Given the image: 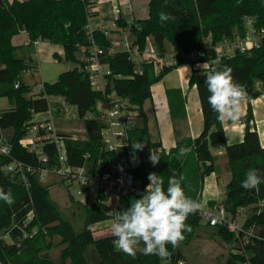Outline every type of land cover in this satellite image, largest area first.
<instances>
[{
    "label": "trees",
    "instance_id": "obj_1",
    "mask_svg": "<svg viewBox=\"0 0 264 264\" xmlns=\"http://www.w3.org/2000/svg\"><path fill=\"white\" fill-rule=\"evenodd\" d=\"M89 6V0H0V97H7L14 106L9 110L0 111V131L13 129V136L9 140L12 159L39 165L38 156L27 151L20 141L27 134V126L34 124L33 115L48 110V98L52 96L62 97L67 104L77 107L79 118L83 121L84 134L88 138L84 145L72 139L65 140L72 165L83 164L87 152L95 164L103 162L101 171L108 170L107 164L116 159V154L103 149L100 122L96 116V105L103 98V94L92 89L87 75L80 69L84 64L78 58L80 47L90 44L87 34ZM162 11L172 13L175 20L160 22L159 13ZM247 16L255 18L257 29H264V2L167 0L165 5L164 0H151L148 17L133 23L131 31L136 34L141 46L150 38L161 53H165L167 45H170L177 57L180 53L203 50L205 41L210 38L212 56L205 58V62H209L208 66L211 67L213 61L217 60L214 49L219 43L225 38L245 35L244 21ZM117 25L120 29L128 27L120 14ZM22 31L28 33L30 44L43 40L62 45L65 59L78 64L74 69L61 73L56 82L44 83V89L36 96L30 95V88L22 81V75L32 68V59L22 53L24 48L15 46L12 42L13 37ZM93 39L105 52L113 42V38L100 29L93 31ZM32 46L26 49L32 52ZM177 60L175 67L164 68L158 74L153 63H145L143 72L135 74L134 63L125 53L103 59L115 75L123 76L113 80V88L138 106L137 123L129 132L130 150L136 158V163L130 162L125 156L126 152H123L125 168L145 181L150 173L160 175L165 190L168 178L174 170L178 177L181 174L185 177L182 183L186 195L196 200L202 196L206 177L218 169L211 146L224 145V157L227 159L231 179L225 187L226 196L222 204L231 219H237L242 210L250 209V215L245 219L244 225L256 226L262 238H252L244 244L243 240L227 228L210 226L203 223L197 214H191L185 222L191 226L190 232L183 233L185 239L175 249L170 244L167 245L172 252L169 259L143 255V244L138 246L137 255L133 258L117 249L113 235L95 238L92 227L116 217L119 211L130 206L132 200L139 199L137 194L119 197L115 207L109 204L110 196L105 193L99 194L91 205L80 203L84 221L82 227L76 228L71 220L65 218L63 210L52 200L49 188L40 183L37 174L29 175L30 185L27 188L20 176L4 170L11 158L0 157V187L5 191L11 189L14 198L12 205L0 200V231L16 224V228L11 232L14 239L23 236V232L32 234L37 231L34 237L24 239L20 245L1 240V264H178L184 257L182 246L208 230L225 242L233 244L235 251L226 264H243L246 260L252 264H264V209L259 211V203L264 200V184L260 185L259 192L245 190L240 186L248 169L256 168L264 174V148L254 125L251 104L263 92L258 85H264V36L260 47L219 59L221 67L227 65L232 68L234 82L244 85L250 97L244 138L239 143L228 144L222 121L217 119V114L208 104L210 93L205 85L207 72H203L201 68L193 71L189 86L198 90L204 120L202 133L192 138L184 136L176 129L177 144L168 153L159 150V142H152L144 106L152 98V86L186 63L182 57ZM16 83H20L18 88ZM166 95L173 123L186 119V96L182 90L169 88ZM63 134L66 137L72 136L71 133ZM139 141L145 146L142 150H134L132 143ZM180 147H188L192 151L177 159ZM151 149L158 151L161 156L157 165H153L149 160ZM43 153L53 164L56 157L55 147L46 145L43 147ZM214 204L215 201L211 202L210 206ZM30 212L33 213V218L27 222ZM56 237L61 238L57 245L62 247L58 261L50 256V251L55 248Z\"/></svg>",
    "mask_w": 264,
    "mask_h": 264
},
{
    "label": "built area",
    "instance_id": "obj_2",
    "mask_svg": "<svg viewBox=\"0 0 264 264\" xmlns=\"http://www.w3.org/2000/svg\"><path fill=\"white\" fill-rule=\"evenodd\" d=\"M89 24L87 26V34L90 39L88 46H81L80 51L83 52V66L81 70L87 75L91 87L95 91H100L103 98L96 105V116L100 122V136L103 144V149L109 153L117 155L113 162L107 164L108 170H100L103 165L102 161L95 164L90 160V153L84 155L85 161L81 165H72L70 162L68 149L65 144L66 139H72L80 145L87 143L88 138L83 133L81 135H72L71 137L64 136L58 129V114L62 109L59 105H54L49 102V108L45 114V119L41 122L27 126V134L20 141L21 145L29 152L35 153L38 156L39 165L27 164L23 161L11 158V144L7 137L0 131V157L11 158V161L5 165L4 170L13 175H18L29 188V175L37 174L39 180L46 179L47 175H57L68 184H76L79 186L84 199L89 198V193L94 191L99 194L105 193L110 196H115L117 199L122 196H128L135 193L140 198L141 194L149 183L141 176L137 177L132 171L125 168V162L122 156L126 152V157L130 162L136 163V158L130 150L129 132L136 125L138 118V106L133 104L128 97L120 95L113 88V80L121 79L123 76L115 75L103 59L107 56L113 57L118 53H125L129 60L134 63L135 74L143 72L145 63H153L156 70L160 72L164 68H173L177 65V59L182 57L186 63L204 64L205 58L212 56V48L210 53L206 48L191 53H180L177 57L173 52L161 53L157 46L150 38H147L145 44L141 46L138 43V37L131 31V25L118 31L120 37L113 38L111 46L104 51L93 39V31L95 29L102 30L106 35H110V31L106 28L92 26L94 15L97 12V0H89ZM118 6L117 11L134 10L132 0H116ZM132 20V19H131ZM133 21V20H132ZM131 21V22H132ZM129 22V24H131ZM116 25V24H115ZM244 25L246 32L244 36L236 35L233 38H225L219 43L214 51L217 59L223 56H232L237 52L246 53L255 48L260 47L264 36V29L255 27V18L245 17ZM38 41L35 42L37 44ZM219 49V50H218ZM20 83H16V88ZM261 88L260 85H258ZM44 89V88H43ZM42 89V90H43ZM240 124L243 122L239 121ZM84 132V130L82 131ZM53 145L55 147L56 157L53 164L49 161L47 155L43 153V147ZM200 208L195 213L201 217L202 222L210 226H222L235 234L237 238L247 244L250 239H261V234L258 233L256 226L251 225L245 227L244 221L239 224L236 219H231L227 216V212L222 203L210 206L204 203L199 197L196 199ZM264 209V200L259 203V211ZM33 218V213L30 212L27 216V222ZM16 224L7 230L0 231V241L16 243L20 245L26 238H32L37 233L32 234L23 232V236L19 239H14L12 230L16 228ZM22 230V229H21ZM1 264V263H0ZM243 264H252L246 260Z\"/></svg>",
    "mask_w": 264,
    "mask_h": 264
},
{
    "label": "clouds",
    "instance_id": "obj_3",
    "mask_svg": "<svg viewBox=\"0 0 264 264\" xmlns=\"http://www.w3.org/2000/svg\"><path fill=\"white\" fill-rule=\"evenodd\" d=\"M164 2L167 5V0ZM159 20L166 23L175 20V17L162 11ZM197 67L207 72L205 85L210 93L207 101L217 114V119L239 122L243 116L242 105L250 97L244 85L234 82L232 68L227 65L221 67L219 59L213 61L211 67L207 63L198 64ZM144 146L140 141L132 143L134 150H142ZM191 151V148L180 147L176 158L180 159ZM149 160L157 165L161 160L159 152L151 149ZM147 179L149 183L140 198L132 200L128 208L119 211L111 223L114 244L118 250L133 258L137 255L138 246L143 244V255L169 259L172 252L167 245L175 249L185 239L183 233L191 231V226L185 222L189 215L199 210L200 205L186 195L182 183L185 177L182 174L178 177L174 170L168 178L166 190L160 175L153 172ZM261 184H264V174L259 169L250 168L240 186L259 192ZM0 200L12 205L14 198L11 189L5 191L0 187Z\"/></svg>",
    "mask_w": 264,
    "mask_h": 264
},
{
    "label": "crops",
    "instance_id": "obj_4",
    "mask_svg": "<svg viewBox=\"0 0 264 264\" xmlns=\"http://www.w3.org/2000/svg\"><path fill=\"white\" fill-rule=\"evenodd\" d=\"M150 1L151 0H132L134 5V10L119 11L117 13V17H116L117 19L115 20L116 25L112 29H108L107 26H101L99 28H106L108 31H110L109 36L116 39L119 35L118 31L123 29V28L120 29L117 25L119 14L121 15L122 20H124V23L127 24V26L133 25V23H135L136 21L141 19H146L148 17V6ZM99 14H100L99 7L97 5V12L95 13L94 17L97 18ZM129 22H131V24H129ZM12 42L15 46L24 48L22 53L27 55V57L28 56L31 57L32 68L28 72H30L33 77L36 76L37 73H40L39 69H41L42 61L43 63L45 61H52V59L47 60V56H54V60L52 61L53 64H58L57 60L59 61L65 60L66 62H69L65 59V52L62 45L52 44L48 41H43V40H39L37 44L35 43L30 44V38L26 31H22L16 36H14ZM209 42L211 49L212 47H211L210 38H209ZM31 45H33L32 52H30L29 49H26L28 46ZM205 48H206V44H205ZM172 51L173 50L171 46L167 45L166 52L171 53ZM78 54H83V52L79 51ZM37 65H39V67H37ZM181 66L171 71L162 80H160L158 83L152 86V98L148 100L144 106V109L148 115L150 138L152 142H159L161 144L159 150H164L167 153L172 148L176 147L177 144V138L175 135L176 129L180 130L184 136H188L192 138L198 137L203 131L204 120H203V113L199 100L198 90L196 87L189 86V80L195 68L194 66L191 65L192 66V73H191L188 64H184V67ZM53 67L56 66L53 65ZM60 73L62 72H59L57 71V69L52 68L50 73H47V77H49V80L51 79L50 82L46 78L42 77L41 83L39 84L38 87L34 86L30 82H27L25 79L22 81L26 86L30 88L31 90L30 95L36 96L40 94V92L44 88V83L56 82L59 78ZM156 73L158 74L159 72L156 70ZM260 86H261L260 89L263 92L257 99H254L251 102V104L253 108L254 125L257 129L260 138V143L264 148V85L262 84ZM169 88H180L183 94L186 96L187 117L186 119L179 120L176 123H173L169 113V106L166 95V91ZM57 105H59L62 108L60 104ZM11 108H14V106L11 104L9 99L7 97H0V111L9 110ZM242 110H243V116L240 121L243 122V124L228 120L222 121L223 128L227 136L228 144H234L243 141L245 121L248 112V101L243 103ZM6 131L7 130L1 132L5 133ZM217 146L219 147L218 152L217 153L212 152V153L216 156L215 165L218 167V169L216 172L212 173L208 177L211 178L212 175H216L217 181L218 180L220 181L223 172L226 171L227 169L226 167L227 159L224 157L225 146L224 145H217ZM230 179H231V173L228 182L230 181ZM213 201L215 200H208L209 202L208 204H211V202ZM216 204H220V203L215 201L214 205ZM243 211L245 210H242L241 213Z\"/></svg>",
    "mask_w": 264,
    "mask_h": 264
},
{
    "label": "rangeland",
    "instance_id": "obj_5",
    "mask_svg": "<svg viewBox=\"0 0 264 264\" xmlns=\"http://www.w3.org/2000/svg\"><path fill=\"white\" fill-rule=\"evenodd\" d=\"M97 1L100 14L97 18L93 19V26H107L108 29H112L115 26V20L117 19L116 17L118 13L116 0ZM120 36L121 34L118 35V37ZM205 44L207 52L210 53L209 39L205 41ZM78 58L80 62H83V54H78ZM50 59H52L53 61L54 56H47V60ZM52 61H45L44 63L42 61L41 69H39L40 73H37V75L33 77L30 72H26L22 76V80L25 79L27 82H30L34 86L38 87L41 83L42 77L49 80V77H47V73H50L52 68H55L57 69V71L63 73L66 70L74 69L78 65L71 61L66 62L65 60H57L58 64H53ZM53 65H55L56 67H53ZM188 65L192 73V66L191 64ZM197 65L198 64H195V69H198ZM37 67H39V65H37ZM181 67H184V65ZM48 99L51 104L55 103L56 105L60 104L62 106V115L60 114L58 116V129L60 131L68 132L72 135H81L84 133L82 132L84 129L83 121H81V119L79 118L76 106L67 104L64 98L62 97L52 96ZM97 106L101 107V104L97 103ZM45 117L46 116L44 113L34 114L32 122H41L45 119ZM4 135L7 137L8 140H10L13 136V129H7ZM218 150L219 147L217 145L211 146L212 152L217 153ZM226 167L227 169L223 172L220 181H217L216 175H212L211 178L208 176L206 177L201 196V199L204 203H209L208 200H215L218 203H222V201L225 199V187L230 178V170L228 164L226 165ZM40 183L49 188L52 200L61 207L64 212L65 218L71 220L75 224L76 228L82 227L84 218L80 210V203H88L89 205H91V203H93L97 199V193L91 191L89 193V198L85 200L83 198L84 194H82L78 185H68L62 180L60 176L57 175H47L46 179L40 180ZM109 204L115 207L117 204V198L115 196H112L109 201ZM249 215L250 209L245 210L240 213L236 221L241 224ZM115 218L116 217L93 225L92 229L94 231V237L101 238L104 236L112 235L111 223L115 220ZM60 241L61 238L56 237V239L54 240L55 248L50 251V256L57 261L59 260L60 252L62 249L61 246L57 245L60 243ZM182 249L184 252L183 261L179 262L178 264H226L228 259L231 257L233 251H235L233 244L225 242L219 236L214 234V232L212 233L209 230L208 232L205 231L203 233H200V235L195 238L192 242L187 245H183Z\"/></svg>",
    "mask_w": 264,
    "mask_h": 264
}]
</instances>
